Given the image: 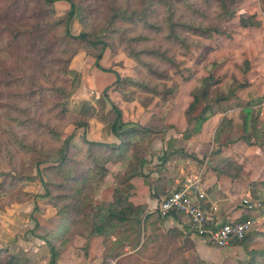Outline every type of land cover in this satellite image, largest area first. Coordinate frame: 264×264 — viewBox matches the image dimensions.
<instances>
[{"label": "trees", "instance_id": "obj_1", "mask_svg": "<svg viewBox=\"0 0 264 264\" xmlns=\"http://www.w3.org/2000/svg\"><path fill=\"white\" fill-rule=\"evenodd\" d=\"M67 1L70 9L63 17L56 16L55 3ZM239 0H0V130L7 134H21L24 141L33 142L42 151L48 150L44 169L40 168L46 197L55 199L61 223L58 229L45 237L50 247V264H57L61 254L75 235L80 234L75 218L81 215L83 196L90 190L98 196L108 163L124 162L127 151L139 135L151 133L152 128H128L123 122L122 110L110 100L113 120L112 133L121 141L110 146L83 139L75 144L73 138L61 139L60 130L69 123L67 100L72 96L76 78L69 64L77 49L92 55L100 70L105 51L118 46L137 63L138 77L117 75V89L126 102L139 101L147 107L155 98L168 99L178 89L170 73L177 71L175 57L182 49L194 43V38L211 39L226 35L224 23L234 19ZM81 17L83 30L73 35L72 22ZM240 26L259 28L261 21L255 15H240ZM75 43L70 55L64 44ZM246 71L249 62L245 63ZM210 75L201 79L193 91V101L187 111L190 124L195 121L194 134H199L209 119L221 113L220 105L236 98L239 90L250 86L248 82L233 79L223 84ZM128 88H132L129 90ZM201 104L205 108L197 118L193 114ZM219 107V109H216ZM47 122V123H46ZM74 125L89 126L86 120ZM7 126V129H4ZM245 132L248 121H244ZM192 133L186 131L185 139ZM171 155H174L172 153ZM167 162V158L164 159ZM140 165L144 162L140 160ZM228 163L224 165L227 168ZM220 172L235 178L233 172ZM53 175L54 178L49 175ZM132 178L150 176L142 170L134 171ZM20 179V178H19ZM24 179V178H21ZM56 183V184H55ZM162 180L156 181V188ZM18 186L5 191L15 199ZM52 188L62 191L52 195ZM130 192L115 188L112 202L94 206L90 237H101L104 247L103 263L114 264H196L187 258L188 236L178 228H167L169 217L159 209L149 212L146 206L135 205ZM3 189V188H0ZM10 199V200H12ZM161 203V202H160ZM202 205L209 210L205 201ZM252 218H245L241 221ZM250 234V233H249ZM248 234V235H249ZM234 245L249 246V236ZM183 240V242H181ZM190 242V243H189ZM251 264H264V253H252ZM21 258L7 250H0V264H22Z\"/></svg>", "mask_w": 264, "mask_h": 264}, {"label": "rangeland", "instance_id": "obj_2", "mask_svg": "<svg viewBox=\"0 0 264 264\" xmlns=\"http://www.w3.org/2000/svg\"><path fill=\"white\" fill-rule=\"evenodd\" d=\"M237 7L236 17L224 23L226 35H214L211 39L194 38L188 49L182 47L175 57L180 74L172 70V80L166 82L168 87L176 82L179 89L166 100L155 98L147 107L139 101L126 102L117 89L116 73L124 78L138 77L137 63L122 48L115 46V49L105 51L100 62L104 70L96 67L95 58L85 49H77L69 64L70 70L75 72L76 82L72 96L67 100L69 123L60 130L61 139L72 137L75 144L87 139L110 146L120 145L121 141L110 128L113 120L110 100L122 110L123 122L128 124L125 129L146 127L152 131L134 139L124 162L105 166L108 174L98 196L90 190L85 192L81 215L75 218L81 233L75 235L61 256L68 252L74 262L87 263V244L83 247V239L75 240L92 230L95 205L110 200L115 188L130 192L132 172L141 169L146 175L153 171L160 175L169 170L173 183L176 179L180 183L177 187L167 188L166 195L168 190L179 189L189 178H201L203 184L211 171L224 176L220 169L226 162L225 172L237 174L241 167V171L246 170L248 177L254 180L250 184V199L259 207L251 210L255 212L256 224L248 235L250 244L248 247L233 244L216 248L204 240V243L194 242L189 235V225L183 223V230L191 241L186 256L196 264H251L252 253H264V0H239ZM69 9L67 1L55 3L57 17L65 16ZM242 14L255 15L261 26L241 27L239 18ZM70 30L73 35L82 32L81 17L72 22ZM63 48L70 55L76 44L67 42ZM246 62H249L248 71ZM210 75L221 79L223 84L237 79L250 86L239 90L236 98L222 103L220 109L217 107L221 113L212 116L195 135L197 125L195 121L190 124L187 111L193 101V91L201 79ZM204 108L205 104H201L193 118H197ZM246 119L247 132L244 129ZM77 120H86L89 126L77 127L73 124ZM186 131L193 134L190 139L184 138ZM47 151H42L33 142L24 141L19 132L12 135L0 130V188H3L0 189V236L8 235L5 239L0 238V250L21 258L22 264H46L48 256L51 261L45 237L58 229L62 220L54 204L56 200L46 197L47 191L38 172V162H41V169L49 166L45 162ZM140 160L144 162L142 165ZM50 176L54 178L52 174ZM146 182L154 184L155 179L150 176ZM11 186H18L15 199L5 191ZM51 192L53 196L62 194L55 188ZM21 244L29 248L43 246V249L29 259ZM92 253H98L97 246Z\"/></svg>", "mask_w": 264, "mask_h": 264}, {"label": "crops", "instance_id": "obj_3", "mask_svg": "<svg viewBox=\"0 0 264 264\" xmlns=\"http://www.w3.org/2000/svg\"><path fill=\"white\" fill-rule=\"evenodd\" d=\"M176 139L177 137L174 136ZM113 138V137H112ZM115 139V136H114ZM113 142H117L116 140H112ZM150 172V171H149ZM208 173L204 179L203 187L206 191V204L209 207V211L211 214L218 219L222 223H232L241 221L245 218H254V213L251 209L247 208L243 205V200L251 198L250 192V184L254 181L250 179L246 173V170H242L238 173V176L235 178L228 177L227 175H219L217 172ZM171 172L169 170L165 171L163 174L158 175L156 171L147 173V175L151 176L152 179H155V183H147L145 179L140 177L132 178L131 185L135 187V195L131 198V202L135 205H143L146 206L149 212H155L160 202L163 200L165 196V191L170 186H178L179 180H175L173 183L172 176L170 175ZM162 180V183L156 188L157 184L156 181ZM113 197L107 202H112ZM179 216L177 217H169L166 220V227L167 228H178L183 230V223H187L189 225L190 231L189 235L192 241L194 242H203V239L195 236L192 232L191 226L189 221L186 217L184 219H180ZM185 232V230H183ZM6 236H0V238H7ZM82 240L83 247L87 244L88 250V258L86 264H102L103 261V243L101 237H90L89 232H84L82 237L76 238L77 241ZM4 241V240H3ZM6 242L8 239L5 240ZM2 242V240H1ZM5 242V243H6ZM205 242V241H204ZM203 242V243H204ZM1 246H3L1 244ZM94 246H97L98 253L95 255L92 253ZM23 247L24 253H26L29 259L35 257L40 253L43 249V246H25L21 244ZM49 254V253H48ZM78 255L76 256V261L78 259ZM93 261V263L90 262ZM75 260L71 259L70 254L65 252L59 259L57 264H78L85 262H74ZM46 264H50V258L48 256Z\"/></svg>", "mask_w": 264, "mask_h": 264}, {"label": "built area", "instance_id": "obj_4", "mask_svg": "<svg viewBox=\"0 0 264 264\" xmlns=\"http://www.w3.org/2000/svg\"><path fill=\"white\" fill-rule=\"evenodd\" d=\"M202 201L206 202L205 190L201 178L194 177L187 179L179 189L168 190L158 209L163 215L173 213L186 217L193 234L216 248H226L244 240L256 224L254 219L222 223ZM243 205L251 210L259 207L251 199L243 200Z\"/></svg>", "mask_w": 264, "mask_h": 264}]
</instances>
